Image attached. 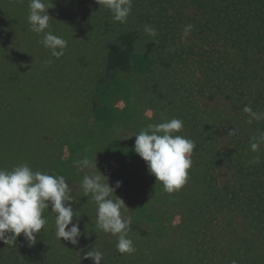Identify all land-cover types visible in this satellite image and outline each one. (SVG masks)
Segmentation results:
<instances>
[{
  "label": "trees",
  "instance_id": "1",
  "mask_svg": "<svg viewBox=\"0 0 264 264\" xmlns=\"http://www.w3.org/2000/svg\"><path fill=\"white\" fill-rule=\"evenodd\" d=\"M43 2L51 7L46 11L53 33L61 27L58 18L66 13L77 18L74 26L84 25L90 35L105 41L106 88L126 91L118 74L130 70L147 74L154 64L161 63L174 74L169 83L174 92L169 109L172 118L184 122L186 137L196 144L184 186L191 205L184 229L197 236L204 222L223 219L224 234H232L233 240L225 250L227 242L222 237L221 247L212 250L220 264H232L234 259L237 264H264V144L257 152L250 149L251 138L264 131V119L249 125L243 112L246 105L264 112V0H133L126 24L113 22L110 11L95 0ZM28 15L29 0H0V45L10 41L24 47L29 39L39 44L43 34L31 31ZM146 24L157 30V36H149L148 51L141 52L137 46L147 38L142 33ZM189 24L193 29L184 37ZM19 56L0 54V98L20 94V102L28 104L34 97L24 93L26 73L18 77L4 68ZM217 97L229 105L230 113L202 104L203 99L212 102ZM94 113L97 118L109 116V110L99 105L94 106ZM32 116V122L42 119ZM232 129H238L236 135L228 134ZM10 132L0 126V137L6 133L7 140ZM223 134L228 137L226 143ZM2 138L0 168L9 159ZM257 157L259 163H253ZM220 173L229 177L220 182ZM192 184L200 195L189 196ZM130 228L144 233L136 223ZM20 241L19 236L12 246L0 241V264H15L10 259L20 250ZM202 251L204 256L210 254L208 249ZM21 256L34 261L26 251L21 250Z\"/></svg>",
  "mask_w": 264,
  "mask_h": 264
},
{
  "label": "rangeland",
  "instance_id": "2",
  "mask_svg": "<svg viewBox=\"0 0 264 264\" xmlns=\"http://www.w3.org/2000/svg\"><path fill=\"white\" fill-rule=\"evenodd\" d=\"M74 19L65 13L57 20L61 27L55 28L53 34L68 41L59 59L52 57L50 50L40 43L34 45L31 39L24 47L10 41L0 45L1 55L6 52L20 55L4 68L8 74L18 77L26 73L24 93L34 97L28 104L20 102V94L0 98V126L11 131L7 140L6 133L0 137L9 158L4 169L27 163L34 171L64 176L75 199L71 206L80 216L78 221L73 217V222H78L82 233L76 246L63 238L58 240L56 213L49 207L42 213L47 224L37 235L35 244L29 246L21 233L20 250L12 253L10 261L15 264H93L91 258H83L84 254L99 250L104 256L101 264H220V257L211 254L212 250L221 247L222 237L227 242L225 250L232 246L233 240L232 234H224L223 219L212 220L210 224L204 222L197 229L199 234L193 236L188 227L184 229L183 223L191 214L189 198H185L187 187L167 193L149 172L146 162L133 151L134 135L140 130L172 119L169 103L174 100V92L169 83L174 74L159 62L147 74L132 70L118 74L117 78L126 84V91L106 88L107 45L90 35L84 25L74 26ZM142 33L147 38L137 49L144 52L148 51L150 37ZM21 36L24 38L23 34ZM48 60L51 64L46 63ZM202 104L230 113L229 105L220 97L212 102L203 99ZM95 105L109 110V116L95 117ZM36 114L42 119L32 122V115ZM176 134L186 137L184 128ZM222 141L228 142L224 134ZM84 158L95 162L109 186L121 182L114 195L129 208L127 212L122 210V214L131 217L132 223L144 230L140 233L130 228L129 238L136 249L131 255L120 254L116 249L117 238L96 227L97 206L90 195L84 196L81 187L84 175L96 170L78 171L75 164ZM228 177L229 173H220L218 179L223 181ZM199 192L193 184L188 188L189 196H198ZM234 220L239 224L238 217ZM231 229L234 232L233 225ZM203 249H208L210 254L204 256ZM21 250L30 253L34 261L23 259Z\"/></svg>",
  "mask_w": 264,
  "mask_h": 264
},
{
  "label": "clouds",
  "instance_id": "3",
  "mask_svg": "<svg viewBox=\"0 0 264 264\" xmlns=\"http://www.w3.org/2000/svg\"><path fill=\"white\" fill-rule=\"evenodd\" d=\"M112 14L113 22L126 24L132 12L133 0H95ZM51 8L43 0H29L28 22L32 32L42 39L38 42L50 50L51 56L59 59L64 55L68 41L54 35L49 23L50 16L47 9ZM193 26L184 27V37L190 35ZM144 31L155 38L157 30L145 25ZM183 39V37H182ZM51 64V60L46 61ZM243 112L247 114L246 123L264 119V112H256L250 106H245ZM184 122L172 118L160 123L149 124L135 136L133 151L146 162L149 172L156 182L163 185L164 191L174 193L184 187L189 179V169L192 167V154L196 148L193 140L177 135L183 130ZM238 129H232L229 135H236ZM264 144V131L251 138L250 149L257 152ZM253 163H259V157ZM78 171L84 168L95 169L90 175H84L81 183L85 197L91 196L96 204V227L106 234L117 238L116 249L120 254H133L136 249L129 238L132 218L122 214L129 211L124 201L115 196L114 192L121 186L117 181L109 186L108 180L96 167L93 160L88 158L75 161ZM106 181V182H105ZM72 189L62 175H50L47 172L34 171L27 163L13 166L10 170L0 168V241L12 246L17 237L23 233L29 246L35 244L37 235L47 224L42 213L51 207L56 213V237L76 246L82 235L78 222L73 217L79 215L73 210L71 202ZM115 197V199L111 197ZM84 259L91 258L93 264H101L104 259L99 250L85 252ZM232 264H237L234 259Z\"/></svg>",
  "mask_w": 264,
  "mask_h": 264
}]
</instances>
